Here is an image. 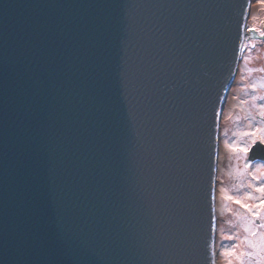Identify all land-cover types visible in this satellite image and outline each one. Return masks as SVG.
<instances>
[{
  "label": "water",
  "instance_id": "obj_1",
  "mask_svg": "<svg viewBox=\"0 0 264 264\" xmlns=\"http://www.w3.org/2000/svg\"><path fill=\"white\" fill-rule=\"evenodd\" d=\"M249 3L0 0V264H216Z\"/></svg>",
  "mask_w": 264,
  "mask_h": 264
},
{
  "label": "rangeland",
  "instance_id": "obj_2",
  "mask_svg": "<svg viewBox=\"0 0 264 264\" xmlns=\"http://www.w3.org/2000/svg\"><path fill=\"white\" fill-rule=\"evenodd\" d=\"M256 5L257 3L253 2L252 7ZM250 11L251 0L249 13ZM242 68L247 69L245 64ZM230 99L227 97L225 99L227 104L224 103L225 105L223 104L221 108L219 122L218 160L214 191L216 225L215 230L212 232L213 254L216 264H231V258L233 260L238 259L235 264H264V231H261L263 225L254 222L255 219L262 218L264 187H259L256 180H254L257 172H255V168L252 173H247L248 175L245 178L242 179L241 177L237 184L232 181L236 180L233 178L238 177V175L240 177L241 171L246 168L243 165L247 164L245 162L247 157V152H245L247 134L240 133L236 128L237 123L233 121V116H242L243 118L246 112L244 113L242 110L243 115L238 108H229L228 102ZM237 136L240 137L238 144L235 143ZM230 167H232L233 172L229 171ZM257 174H260V172L258 171ZM226 227L234 229L235 235L225 231ZM254 230L260 231L255 237H250V232ZM240 231L243 234L245 232L244 238L241 236L242 233H239Z\"/></svg>",
  "mask_w": 264,
  "mask_h": 264
},
{
  "label": "flooded vegetation",
  "instance_id": "obj_3",
  "mask_svg": "<svg viewBox=\"0 0 264 264\" xmlns=\"http://www.w3.org/2000/svg\"><path fill=\"white\" fill-rule=\"evenodd\" d=\"M253 2L257 3L255 7H252ZM239 50V66L230 85L229 96L227 95L231 99L226 102L229 103V108H238L243 115L246 112L243 118L233 116V121L237 123L236 128L240 133L247 134V164L243 165L246 168L241 171V176L238 175L232 181L237 184L241 177L245 178L255 168V172L259 171L260 174L256 172L254 180L259 187H264V0H251V11L245 21L243 42ZM244 64L247 69L242 68ZM235 140L238 144L240 137L237 136ZM254 148L257 150L252 152ZM230 170L233 172L232 167ZM261 216L262 218L255 219L254 222L263 225L261 231H264V211ZM259 231L254 230L249 236L255 237ZM239 233H242L243 238L246 235L242 231Z\"/></svg>",
  "mask_w": 264,
  "mask_h": 264
},
{
  "label": "bare ground",
  "instance_id": "obj_4",
  "mask_svg": "<svg viewBox=\"0 0 264 264\" xmlns=\"http://www.w3.org/2000/svg\"><path fill=\"white\" fill-rule=\"evenodd\" d=\"M217 134L219 135V130H218ZM217 134L215 135V139H216V137H217V140L219 141V137H218ZM217 144H218V142H217ZM211 202H212V204L215 203V199H214L213 196H211ZM211 212H212V232H213V230H214V228H215V225H216V217H215V213H214V211H212V209H211ZM225 231H227V232H229V233L231 232V233L234 234V231H233L232 228H230V227H226ZM234 235H235V234H234ZM214 258H215V257H214ZM230 260L232 261L231 264H235V263L238 262V259H237V258H235V260H233V259L231 258ZM215 262H216V261H215Z\"/></svg>",
  "mask_w": 264,
  "mask_h": 264
}]
</instances>
